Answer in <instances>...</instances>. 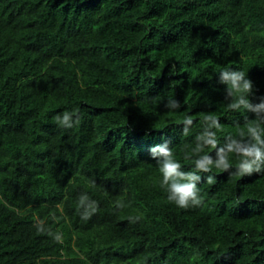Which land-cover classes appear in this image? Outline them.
Listing matches in <instances>:
<instances>
[{"label":"trees","instance_id":"trees-1","mask_svg":"<svg viewBox=\"0 0 264 264\" xmlns=\"http://www.w3.org/2000/svg\"><path fill=\"white\" fill-rule=\"evenodd\" d=\"M225 66L264 96V0H0V264H264V174L218 172L183 210L150 156L171 141L191 170L203 115L243 126Z\"/></svg>","mask_w":264,"mask_h":264},{"label":"clouds","instance_id":"clouds-1","mask_svg":"<svg viewBox=\"0 0 264 264\" xmlns=\"http://www.w3.org/2000/svg\"><path fill=\"white\" fill-rule=\"evenodd\" d=\"M216 73L219 83L225 86L227 111L244 115L243 126L239 121H234L235 130L225 134L224 124L217 115L211 112L203 115L193 140L192 155L185 152L183 156L185 160L194 161L191 170H186L182 161L177 159L171 141L166 140L150 149V156L156 161L159 173V186L166 193V200L179 209L203 206L205 197L200 185L205 179L209 184L214 183L218 172H229L240 177L264 174V96L256 97V86L248 71L241 67L225 66ZM253 97H256V102ZM165 107L168 112H178L181 104L169 97ZM247 113L254 114V118H248ZM80 120L78 108L66 109L55 116L56 123L67 129L78 125ZM194 124L191 115L184 116L182 136H189ZM81 206L85 208V219L97 211V207H93L85 198H81ZM116 207L124 208L126 205L118 200ZM132 219L135 222L140 217Z\"/></svg>","mask_w":264,"mask_h":264}]
</instances>
